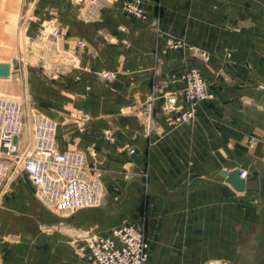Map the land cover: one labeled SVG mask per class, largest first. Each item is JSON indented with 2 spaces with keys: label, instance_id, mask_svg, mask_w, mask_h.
Instances as JSON below:
<instances>
[{
  "label": "crops",
  "instance_id": "obj_1",
  "mask_svg": "<svg viewBox=\"0 0 264 264\" xmlns=\"http://www.w3.org/2000/svg\"><path fill=\"white\" fill-rule=\"evenodd\" d=\"M126 1L134 0H38L39 22L61 29L58 51L90 70L61 65L49 75L71 97L62 106L81 114L47 108L59 125L57 150L84 153L106 197L101 208L68 216L42 207L37 223L22 218L26 197L4 198L0 264H90L79 255L81 238L123 219L141 220L147 264L242 260L264 181V0H139L144 20L122 12ZM168 39L184 46L168 51ZM185 67L200 71L212 99L193 121L145 137L139 114L126 106L154 88L162 93V75ZM102 69L120 75L105 84L95 75ZM236 170L247 172L245 192L219 175ZM14 199L26 205L17 209Z\"/></svg>",
  "mask_w": 264,
  "mask_h": 264
},
{
  "label": "built area",
  "instance_id": "obj_2",
  "mask_svg": "<svg viewBox=\"0 0 264 264\" xmlns=\"http://www.w3.org/2000/svg\"><path fill=\"white\" fill-rule=\"evenodd\" d=\"M121 10L138 20L146 17L139 0L123 2ZM39 33L43 38L57 39L61 29L53 23ZM78 45L83 44L80 41ZM166 45L176 49L184 43L168 39ZM125 46L129 45L125 43ZM61 59L65 61L63 64L69 62L70 69L90 71L75 64L73 55ZM119 74L107 69L95 72L98 80L105 84L116 81ZM75 80L81 77L77 75ZM161 86L162 93L154 88L143 101L126 106L127 110L139 114L141 133L147 138L158 134L161 128L159 136L193 121L198 106L213 97L206 80L195 67L170 73ZM31 124V139L20 146L25 125L22 105L0 96V198L20 174L30 181L41 205L55 214L73 213L102 204L106 188L96 169L87 163L86 155L79 151L57 150V122L36 111L31 114ZM106 140L113 141L112 135L107 134ZM133 153L131 147L128 154ZM239 175L246 179L247 172L240 171ZM83 241L80 255L91 264H145L148 259L149 245L144 233L126 221L104 236L86 235Z\"/></svg>",
  "mask_w": 264,
  "mask_h": 264
},
{
  "label": "rangeland",
  "instance_id": "obj_3",
  "mask_svg": "<svg viewBox=\"0 0 264 264\" xmlns=\"http://www.w3.org/2000/svg\"><path fill=\"white\" fill-rule=\"evenodd\" d=\"M38 12V0H0V62L9 63L11 70L9 77L0 78V96L17 99L22 104L26 125L19 139L20 146H23L31 139V130L29 126L31 112H41L51 119L52 116L47 111V108H52L59 112L65 110L64 112L72 114L73 116L81 115L77 114V111L73 110L70 106H67L66 108L62 106V101L64 99H70L71 97L66 93H63L61 89L57 87L58 83L55 78L49 77V75L51 77L53 76V72H59L61 69H66L61 65L68 66L69 62L63 64L65 61L61 58H69L71 55L58 51L61 47L60 35L57 39H53L52 37L43 38L40 35L39 32L41 29L57 22L55 20L39 22ZM165 46V49L168 51L179 50L182 48L169 49L167 45ZM168 75H162L160 78L162 82L167 79ZM45 80H47L48 83H45ZM161 85L162 83L159 88L162 87ZM260 191L262 192V196L259 198L258 205L255 209L254 233L246 247L243 249L242 260L239 264H264V189ZM17 193L19 195L17 197H26L28 199L27 203L23 200L14 199L12 201L17 204V209H21V206L23 207L27 204V213L25 212L26 215L24 214L22 218H29L30 223H37V209L40 210L43 206L37 200L30 181L24 175L19 174L9 185L6 193L0 199V211L4 207L2 206L4 198H15L13 195ZM104 200L102 204L97 207L80 209L73 213L89 209L97 210L103 206ZM51 213L55 214L53 212ZM73 213L56 215L68 216ZM122 221L136 225L144 233L141 220H138V222L135 223L123 219L115 226L111 220L105 224V226L110 227L112 230ZM98 233L99 232H89L86 235L104 236L109 232L102 235ZM85 236L81 238L82 244L78 248L79 255L80 249L84 244L83 239ZM147 262L148 259L145 264H147Z\"/></svg>",
  "mask_w": 264,
  "mask_h": 264
},
{
  "label": "water",
  "instance_id": "obj_4",
  "mask_svg": "<svg viewBox=\"0 0 264 264\" xmlns=\"http://www.w3.org/2000/svg\"><path fill=\"white\" fill-rule=\"evenodd\" d=\"M10 64L0 62V78H6L10 75ZM219 175L223 178L227 179V182L237 191V192H245L248 188V181L244 180L240 177L239 171L226 172L221 171ZM258 177V172L253 173L252 180ZM261 188L264 189V181H261Z\"/></svg>",
  "mask_w": 264,
  "mask_h": 264
},
{
  "label": "bare ground",
  "instance_id": "obj_5",
  "mask_svg": "<svg viewBox=\"0 0 264 264\" xmlns=\"http://www.w3.org/2000/svg\"><path fill=\"white\" fill-rule=\"evenodd\" d=\"M6 63V62H5ZM1 97H3V96H1ZM6 98H8V97H6ZM9 99H11V100H16V101H18L17 99H12V98H9ZM18 102H20V101H18ZM21 103V102H20ZM22 105V104H21ZM22 111H23V107H22ZM33 112H36V111H33ZM31 114H32V112H31ZM23 116H24V124H25V114H24V112H23ZM55 121V120H54ZM57 122V121H56ZM58 124V123H57ZM26 125V124H25ZM25 125H24V127H25ZM29 126H30V130H31V136H32V132H33V124H31V115H30V123H29ZM24 127H23V130H24ZM57 130H58V128H57ZM22 135V134H21ZM21 137V136H20ZM29 141V140H28ZM27 141V142H28Z\"/></svg>",
  "mask_w": 264,
  "mask_h": 264
}]
</instances>
